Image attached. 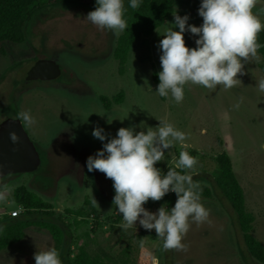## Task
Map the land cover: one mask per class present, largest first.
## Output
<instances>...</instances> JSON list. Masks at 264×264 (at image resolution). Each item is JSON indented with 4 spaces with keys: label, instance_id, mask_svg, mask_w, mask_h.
Returning a JSON list of instances; mask_svg holds the SVG:
<instances>
[{
    "label": "rangeland",
    "instance_id": "rangeland-1",
    "mask_svg": "<svg viewBox=\"0 0 264 264\" xmlns=\"http://www.w3.org/2000/svg\"><path fill=\"white\" fill-rule=\"evenodd\" d=\"M177 2L178 7L183 10L180 9V12L174 14L181 17L189 15L187 25L200 26L203 23V18L198 15L201 0ZM127 5L128 0H124V7ZM93 10L81 3L59 6L47 4L30 24V41L20 45L11 44V41L3 43L4 50L0 49V93L6 94L2 105L9 103L14 86L18 83L15 80L24 79L27 71L31 69L33 57L48 56L53 51L66 47L78 50L80 43H84L80 48L84 52L98 51L99 49L92 50L91 47L96 48L99 41H102V49H107L111 41L110 30H101L86 19L87 14ZM252 11L264 23V1L257 0ZM174 14L149 37L151 44L154 43V51L146 47L143 39L138 41L133 46L130 67L123 65L121 76L119 61L108 60L103 69H96L107 78H100L95 82L101 84L100 87L97 85L98 95L105 89L110 96L120 89H127L126 101L117 110L122 118L113 119L108 124L111 127L107 128V133L111 137H116L121 127L134 129V134L140 131L146 133L149 128L155 131L162 126L161 119L165 118L178 130L186 133L187 146L175 141L168 149H163L164 158L154 166L163 177L167 175L171 165H176L181 151H187L196 158L197 165L194 170H187L188 173L192 175L194 183H204L214 191L213 197L201 196L200 199L210 212L208 221L202 224L191 222L189 232L182 241L188 245L186 252L165 250L163 240L157 237L155 230H147L140 225L139 220L143 218V214L133 227L125 230L121 227L124 223L123 214L118 213L113 202L102 199L104 202L96 204L99 209L97 216H89L91 210L86 208L88 223L79 229L72 227L68 232L69 241L73 243V256L84 246L92 255L107 259L112 264H260L251 256L238 223L237 213L216 184L215 177L221 171L217 157L226 151L231 156L234 170L245 189L247 210L256 217L253 234L264 243V92L256 86L259 80L264 79V55L257 50L255 58L247 61L242 58L244 74L237 75L241 82L231 89H225L222 85L209 89L188 83L184 86L185 95L181 103H176L170 94L167 98L160 97L157 94L160 81L155 76L162 70V52L158 45L168 28L179 31L175 26ZM184 38L186 46L191 48L196 47L195 40L199 37L185 31ZM20 60L25 61L21 69L7 70ZM67 61L71 63L68 59ZM79 73L83 74L82 71ZM66 77H70L67 72ZM62 100L54 104L63 105L61 103L65 102ZM49 104L51 98L47 97L44 101L39 92H34L21 105V112H30L34 119L31 124L22 120L34 142H37L36 138L50 142L55 133L60 131V127L68 121L74 122L81 134L86 135V126L91 116L84 103L71 107L63 114ZM6 108H10L9 112L0 115V123L5 118L16 115L14 112L17 109L14 110L13 105ZM86 136L83 140L88 139ZM194 151L196 154L192 155ZM53 175L55 174H50L49 177L52 178ZM37 177L44 182L48 181L44 174H38ZM19 185L22 184L9 187L11 192L8 201L0 206V227L6 215L20 208L12 200L14 190ZM52 185L47 188L48 193L55 191L54 184ZM70 194V190L63 186L62 196L57 201L41 196L53 205L57 214H64V217H68L67 221L73 224L72 217L65 214L66 209L83 207V199L87 196L81 192V200L72 202ZM177 198V194L170 191L159 201L150 198L143 207L149 213L158 214L162 207L170 211ZM49 247L57 248L50 231L31 226L26 229L24 240L0 252V264H35L34 253L46 251Z\"/></svg>",
    "mask_w": 264,
    "mask_h": 264
},
{
    "label": "clouds",
    "instance_id": "clouds-1",
    "mask_svg": "<svg viewBox=\"0 0 264 264\" xmlns=\"http://www.w3.org/2000/svg\"><path fill=\"white\" fill-rule=\"evenodd\" d=\"M132 9H137L142 0H128ZM257 0H201L198 15L203 18L200 26L187 25L189 15L181 17L174 14L175 26L179 31L168 28L159 42L161 49V68L158 73L157 94L169 97L176 103L184 99V86L188 83L212 89L222 85L231 89L241 82L237 75H243L242 58L247 61L257 56L260 45L258 34L264 30V23L253 14ZM124 0H96L95 10L90 11L86 19L101 30L107 29L119 36L127 28ZM187 25V28H186ZM188 31L199 38L196 47L186 46L184 33ZM264 92V79L256 85ZM18 119L33 123L28 111L21 112ZM161 125L155 131L134 134V129L121 127L112 138L87 159L89 172L99 170L113 180L115 196L113 203L118 213H122L123 229L133 227L139 220L140 225L154 229L157 237L163 240L165 250H188L182 243L191 227V222L202 224L208 221L210 212L200 202V186L193 182L192 175L185 170H194L195 157L187 151H181L175 168L185 174L170 170L166 176L154 166L164 158L163 149H168L175 141L182 146L188 139L185 132L178 130L167 119H161ZM95 138L105 141L102 128L92 132ZM13 143L19 137L10 133ZM158 141V143H157ZM177 194L174 207L168 211L160 208L158 214L149 213L143 205L151 200L159 201L167 193ZM11 189L0 187V204L6 203ZM96 203V201L94 200ZM0 231H3L0 228ZM35 264H62L59 251L49 247L46 251L34 253Z\"/></svg>",
    "mask_w": 264,
    "mask_h": 264
},
{
    "label": "flooded vegetation",
    "instance_id": "flooded-vegetation-1",
    "mask_svg": "<svg viewBox=\"0 0 264 264\" xmlns=\"http://www.w3.org/2000/svg\"><path fill=\"white\" fill-rule=\"evenodd\" d=\"M177 1L178 0H176L175 12H180L179 10L183 9L178 7ZM181 13L184 14V12ZM109 32L111 41L107 49H102V41H99L95 46L96 48L91 47L92 50L99 49L98 51L92 53L88 51L84 52L80 49L84 43H80V48L78 50L74 49V47H66L64 49L55 50L48 56L33 57V65L31 69L41 59L55 58L63 70V74L59 79H35L30 81L28 80L30 69L27 71L24 79L15 80L18 81V83L14 86L15 90H13V93L9 98V103L2 105L6 93H0V104L2 106V108H0V115L9 112L10 108L5 109V107L13 105L14 110L15 108L17 110L14 112L16 115L12 118H18L21 113V105L26 102L27 96H31L34 92H39L44 101L47 100V97L51 98V104L49 105H53V107L57 108L56 110L62 114L66 113L71 107L84 103V106L88 109L87 113L91 116V119L86 126L87 136L81 134L79 128L74 122L68 121L65 125L60 127V131L55 133L50 142H43L45 140L42 138H36L37 142L35 143L42 156V165L39 170L36 171V173L31 174L9 175L0 180V187L9 188L15 184H25L38 191L42 196L57 201L58 197L62 196L61 190L63 189V186H65L71 192L70 199L72 202L81 200L79 195L81 192L87 196L83 199L84 203L87 198L93 203H95V200V204L104 202L102 199H108L110 203L113 202L115 196L113 180L107 178L106 174L99 170L89 172L87 169V159L89 156H94L96 152L103 147L104 143L115 138L107 133V128L111 127V125H108L111 123V120L118 117L122 118L117 110L126 101L127 94L125 92H127V89L124 91L123 89H120V91L113 96H110V93L105 89L98 95V90L101 84H98L95 81H98L100 78H107L105 74L97 70L103 69L104 64H106L108 60L119 61L121 65L119 74L121 76L124 71L123 65L127 64L128 67H130L132 61L131 56L133 53L132 50L135 44L130 50L127 62L123 64L117 56V49L123 32L119 36L114 35L112 31ZM142 39L146 47L148 49L152 48L154 51V43L151 44L150 38H147L149 43H146L144 38ZM30 40L31 36L28 35L24 42ZM11 42V44L14 45L24 43ZM35 52H37V50H35ZM73 55L75 58H73ZM67 59L71 63H69ZM24 62V60L14 62L7 70H19ZM79 71H82L83 74H80ZM129 71L131 73V69ZM66 72L70 77H66ZM97 85L99 87H97ZM64 98L67 100H62ZM61 100L65 102L61 103L63 105L56 106L54 104L56 101ZM97 127L103 129V134L106 136L105 141H100L92 135L93 130ZM84 136L88 139L83 140ZM55 171L58 172V174ZM53 173L55 175H53L52 178L51 176L49 177V175ZM38 174H44L46 178H48V181L44 182L43 180L38 179ZM52 183L54 184L55 191L53 193H48L47 188L52 185Z\"/></svg>",
    "mask_w": 264,
    "mask_h": 264
},
{
    "label": "trees",
    "instance_id": "trees-1",
    "mask_svg": "<svg viewBox=\"0 0 264 264\" xmlns=\"http://www.w3.org/2000/svg\"><path fill=\"white\" fill-rule=\"evenodd\" d=\"M69 3L85 4L94 10L96 6V0H0V49L4 50L3 43L8 41L24 42L29 35L31 22L47 4L59 6ZM175 5L176 0H142L137 9H132L128 2V5L124 7L127 28L122 33L117 49V56L123 64L127 62L130 50L135 43L142 38L146 43H149L147 38L169 21L175 13ZM257 43L260 45L258 50L264 55V30L258 34ZM155 76L159 82L158 74ZM191 154L195 155L196 153L194 151ZM217 161L221 171L215 177V182L237 213L238 223L251 256L255 262L264 264V243L253 234L256 217L247 210L245 189L234 170L233 160L225 151L217 157ZM170 170L185 174L183 170L175 168V165H171L168 172ZM185 171L188 173L187 170ZM199 186L202 197H213L214 191L211 187L204 183ZM12 200L24 211L17 217L11 214L6 215L2 221L0 252L24 240L27 228L37 226L47 229L53 235L62 264H112L107 259L92 255L84 246H81L77 254L73 256V243L69 241L68 232L72 227L79 229L86 225L89 216L99 214L98 207L89 198L79 209H66L65 214L72 217L73 224L67 221L68 217H64V214H57L53 210V205L46 201L41 194L39 195L38 192L31 190L26 185H19L15 188ZM2 205L0 204V206ZM88 207L91 212L89 216H86Z\"/></svg>",
    "mask_w": 264,
    "mask_h": 264
},
{
    "label": "water",
    "instance_id": "water-1",
    "mask_svg": "<svg viewBox=\"0 0 264 264\" xmlns=\"http://www.w3.org/2000/svg\"><path fill=\"white\" fill-rule=\"evenodd\" d=\"M62 74V67L55 58L41 59L30 70L28 80H57ZM12 132L19 137L16 143L10 138ZM41 165V153L23 121L12 117L5 119L0 124V180L12 174L35 173Z\"/></svg>",
    "mask_w": 264,
    "mask_h": 264
},
{
    "label": "built area",
    "instance_id": "built-area-1",
    "mask_svg": "<svg viewBox=\"0 0 264 264\" xmlns=\"http://www.w3.org/2000/svg\"><path fill=\"white\" fill-rule=\"evenodd\" d=\"M23 211H24V209H23L22 207H20L19 210H14V211H12V212H11V215L14 216V217H15V216L17 217V216H19Z\"/></svg>",
    "mask_w": 264,
    "mask_h": 264
},
{
    "label": "crops",
    "instance_id": "crops-1",
    "mask_svg": "<svg viewBox=\"0 0 264 264\" xmlns=\"http://www.w3.org/2000/svg\"><path fill=\"white\" fill-rule=\"evenodd\" d=\"M22 185H23V184H22ZM26 186H27V185H26ZM27 187H29V186H27ZM29 188H30V187H29ZM30 189H32V188H30ZM34 190H35V189H34ZM35 192H38V191L35 190ZM39 194H40V193H39Z\"/></svg>",
    "mask_w": 264,
    "mask_h": 264
}]
</instances>
